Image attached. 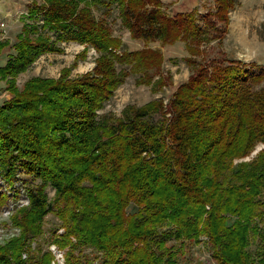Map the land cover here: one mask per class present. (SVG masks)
I'll return each instance as SVG.
<instances>
[{
	"label": "trees",
	"instance_id": "1",
	"mask_svg": "<svg viewBox=\"0 0 264 264\" xmlns=\"http://www.w3.org/2000/svg\"><path fill=\"white\" fill-rule=\"evenodd\" d=\"M214 2L199 16L168 12L162 0L33 1L27 17L41 22L25 23L14 43L0 40V55L9 50L0 66L9 93L0 105V210L22 194L27 201L12 212L19 232L0 244V264H52V252L31 245L49 213L65 228L52 238L67 249L65 264H186L187 249L203 239L218 264H264V148L236 161L264 145V68L223 49L204 60L205 44H222L238 0ZM114 9L146 47L129 50L98 15ZM158 41L184 43L187 80L155 77L165 56L148 44ZM64 42L85 44L83 59L93 47L92 70L72 76L74 62L56 78L18 86ZM133 73L154 91L175 87L172 96L101 118Z\"/></svg>",
	"mask_w": 264,
	"mask_h": 264
},
{
	"label": "rangeland",
	"instance_id": "2",
	"mask_svg": "<svg viewBox=\"0 0 264 264\" xmlns=\"http://www.w3.org/2000/svg\"><path fill=\"white\" fill-rule=\"evenodd\" d=\"M33 1L43 3V0H0V40H10L14 43L25 23L41 22L39 17L35 19L27 17ZM162 2L164 9L171 13L195 8L198 15L203 16L215 8L214 0H162ZM98 15L106 18L114 34L121 37L126 43V48L135 50L146 47L142 41L133 39L130 32L124 28L118 17L117 9L112 10L111 14L101 12ZM218 26L222 30L224 23L220 22ZM211 34H214V32ZM61 45L65 48L64 52L46 53L26 72L21 73L17 78L18 86L22 87L26 80L34 76L56 78L60 75L62 68L71 66L74 62H77V65L72 70V76L86 73L95 66V59L98 54L93 47L87 49V56L83 59L79 54L85 49V44L64 42ZM148 46L161 49L165 56L161 71L154 72L156 78L161 74H164V76L169 75L171 79L168 81L171 85H177L188 79L192 69L184 59L188 54L183 42L178 41L175 44L164 45L158 41L149 43ZM204 48L207 54L204 60L215 56L220 57L219 50L223 49L229 57L245 61L248 65L253 64L255 70L264 68V0H238L236 8L230 12V24L223 37L222 44L219 45L217 40H214L205 44ZM8 52L9 50H6L4 54L0 55V66H3L8 60ZM136 79L137 76L134 73L126 78L125 83L115 91L105 107L99 111L101 118L104 116L110 119L120 117L123 109L128 105L142 106L159 98H163L167 102L175 88L167 85L163 89L154 91L151 86L139 85ZM6 86L5 81H0V105L9 96ZM263 148L264 145L259 144L249 156L236 161H250ZM2 184L3 181L0 178V190L4 188ZM47 190L49 197L53 198L55 195L54 190L51 187H48ZM21 202L27 204L24 194L17 202L12 200L7 207L0 210V244L18 234V229L11 225L10 220L12 212ZM44 220V234L32 242V248L36 249L38 244H42L45 250L52 252L54 255L52 264H65L67 249H63L52 242L55 234L59 237L65 233V228L54 213H49ZM73 240L76 239L73 238ZM250 250L255 256L258 255L256 241L253 240ZM58 254H62L61 259L58 258ZM27 256V253H25L24 258ZM185 259L186 264H218L211 255L210 246L206 239H203L200 244L187 249Z\"/></svg>",
	"mask_w": 264,
	"mask_h": 264
},
{
	"label": "built area",
	"instance_id": "3",
	"mask_svg": "<svg viewBox=\"0 0 264 264\" xmlns=\"http://www.w3.org/2000/svg\"><path fill=\"white\" fill-rule=\"evenodd\" d=\"M58 258L61 259V258H62V254H58ZM59 259H58V260H59Z\"/></svg>",
	"mask_w": 264,
	"mask_h": 264
}]
</instances>
